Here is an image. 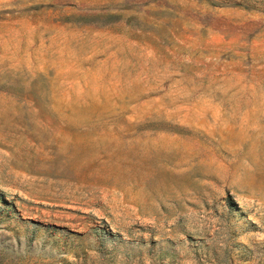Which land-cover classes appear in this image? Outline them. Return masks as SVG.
Instances as JSON below:
<instances>
[{
    "label": "rangeland",
    "instance_id": "374dc122",
    "mask_svg": "<svg viewBox=\"0 0 264 264\" xmlns=\"http://www.w3.org/2000/svg\"><path fill=\"white\" fill-rule=\"evenodd\" d=\"M0 264H264V0H0Z\"/></svg>",
    "mask_w": 264,
    "mask_h": 264
}]
</instances>
